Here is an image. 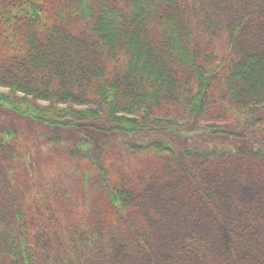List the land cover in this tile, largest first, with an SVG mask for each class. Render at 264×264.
<instances>
[{
  "label": "trees",
  "instance_id": "trees-1",
  "mask_svg": "<svg viewBox=\"0 0 264 264\" xmlns=\"http://www.w3.org/2000/svg\"><path fill=\"white\" fill-rule=\"evenodd\" d=\"M0 108L80 135V187L0 188L5 264H264V150L82 132L264 135V0H0Z\"/></svg>",
  "mask_w": 264,
  "mask_h": 264
},
{
  "label": "rangeland",
  "instance_id": "rangeland-1",
  "mask_svg": "<svg viewBox=\"0 0 264 264\" xmlns=\"http://www.w3.org/2000/svg\"><path fill=\"white\" fill-rule=\"evenodd\" d=\"M214 47L218 52L223 53L224 41H215ZM82 132L91 139L93 147H101L106 149L105 151L118 153L122 157H125L123 150L125 143L143 144L152 140L169 142L177 153L189 147L202 151L228 148L235 151L264 150V135L248 130L244 126L231 128L230 136L220 137H207L199 128L182 130L178 134L155 133L137 136L106 135L90 129H83ZM43 133L58 138L56 148L42 142ZM79 136L75 130L47 127L0 108V142L19 146L18 154H22L23 165H25V172H23L16 163L0 158V188L16 187L18 184H23L25 180L31 186L35 183L39 184L38 181H40L42 187L55 185V187H80L73 181L71 160L64 151V146H72L76 140H80ZM0 264H5L2 258H0Z\"/></svg>",
  "mask_w": 264,
  "mask_h": 264
}]
</instances>
